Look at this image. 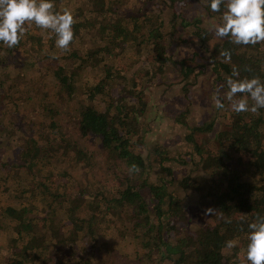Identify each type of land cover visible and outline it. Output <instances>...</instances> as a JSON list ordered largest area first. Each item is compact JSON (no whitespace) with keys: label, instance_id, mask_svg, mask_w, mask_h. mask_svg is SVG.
Instances as JSON below:
<instances>
[{"label":"trees","instance_id":"trees-1","mask_svg":"<svg viewBox=\"0 0 264 264\" xmlns=\"http://www.w3.org/2000/svg\"><path fill=\"white\" fill-rule=\"evenodd\" d=\"M63 1L54 0L57 11L64 10ZM70 1L76 8H69L75 20L72 26L74 39L69 50L54 46L55 35L46 32V35L36 38L38 47L30 45L34 49L32 53L39 59L54 56L58 63L54 76L58 78L56 95L59 99L61 95L64 97V86L73 88L75 75L68 72L70 69L97 65L103 74L96 77V82L88 90L81 92V99L73 101L72 98L66 108L70 101L65 104V109H58L54 103L46 106L48 120L39 131H32L33 137L18 136L14 145L21 149L26 142L19 153V156L24 153V160L28 157L34 161L41 154L42 161L55 158L61 165L57 163L59 168H53L55 173L51 178L46 176L39 180L30 171L35 177L31 185L21 191L20 199L39 196L38 203L42 202L44 208L42 217L26 213L25 209L17 213L16 207L5 206L9 223L0 229V264H39L35 260V255L39 254L37 260L51 261L56 252L50 246L56 245V232L60 233L65 226L74 231L70 233L74 237H63L71 249L69 253L62 252L57 254V258L53 257L55 261L52 264H96V246L110 232L117 230L116 227H122L124 233L132 232L134 236H128L129 239L141 243V250L134 252L136 256L140 252L153 253L140 264H239V253L246 252L248 224L264 217V108L256 112L236 113L226 101L222 113V118L227 119L226 125L214 118L193 126L187 135L192 143L188 152L172 156L166 148L161 153L154 149V160L160 166L163 178V184L158 186L155 181L144 180L141 176L139 182L130 181L131 174L150 165V161L147 162L134 148L131 137L137 134V127L143 124L146 110L151 105L145 88L154 84L166 91L171 86L165 82L166 71L180 73L184 79L196 71V55L173 57L169 53V37L178 35L185 42L198 40L196 48L210 53L214 59L210 69L214 71L212 74L231 76L233 68H236L239 77L234 79L259 77L262 82L264 41L255 45H238L227 36L216 39L206 26L201 25V17L191 22L195 29L188 37V32L177 29L176 16L165 20L161 10L147 5L148 0H85V7L80 5L79 8L80 0H67V5H71ZM166 1L172 3L175 0ZM199 2L203 3V14L219 19L220 24L224 5L214 12L209 8L208 0ZM29 25L25 26L27 34ZM51 35L52 41L47 38ZM23 38L12 48L0 45V50L9 56L0 61L3 68H28L35 64L30 58L17 61ZM212 39L219 43L213 51L207 45L203 46H211ZM136 64L138 67L133 70ZM210 71L206 72L209 74ZM212 74L205 80H210ZM9 78L0 75V88L5 87ZM179 84L173 85L180 86L185 92V85ZM15 93L13 90L0 97V119L7 126L2 127V132L14 130L13 134L5 133L10 141L16 139L17 128L15 123L7 120V109L10 111L9 106L14 105ZM236 97L240 94L237 93ZM82 99L84 101L81 102ZM252 103L249 100V104ZM62 113L72 118L63 117ZM179 116L181 122H185L183 116ZM68 123L74 126L75 135L65 130ZM96 137L114 160L109 170L112 178L118 181L112 187L91 185V180L85 181L90 183L87 188L73 171L87 154L88 142H96ZM31 150L32 153L29 152ZM121 163H125L129 175L119 172ZM175 164L183 173L180 179L175 176ZM5 165L13 167L8 163ZM75 180L80 183V189H75ZM177 185L178 192L175 189ZM188 189H204L202 197L218 215L215 221H206L197 228L187 221L181 208L180 190L185 192ZM145 192H150L155 200L148 201ZM59 202L61 205L57 206ZM152 213L159 216L158 223L156 217H151ZM124 217L140 221L127 228ZM57 219L58 223L51 228L52 234L40 233L36 229L42 221L48 225L47 222L54 223ZM229 240H236L237 245L226 247ZM82 242H85L83 247ZM75 244L81 247L83 254L78 253L73 258L71 253L77 246ZM104 247V252L105 249L109 251L110 244H104ZM155 249L158 252L154 253ZM241 260L248 264L246 259L241 257Z\"/></svg>","mask_w":264,"mask_h":264},{"label":"rangeland","instance_id":"rangeland-1","mask_svg":"<svg viewBox=\"0 0 264 264\" xmlns=\"http://www.w3.org/2000/svg\"><path fill=\"white\" fill-rule=\"evenodd\" d=\"M70 4L71 5H67V0H64L61 5H63V9L67 10H69V8H76L74 7L73 1H70ZM80 5L85 7V0H80V4L77 8H79ZM147 5L161 10L165 20H171L176 16L177 29L182 32H188V34H186L188 37L192 35V31L195 29V26L191 24V22L199 17H201L202 20L201 25L206 26L205 28L209 29L216 39L218 37L215 34V27L218 25L219 19L205 16L201 8L203 3L199 2V0H175L172 3L166 0H148ZM29 27V30H27L28 34L25 33L27 35L24 36L23 43L16 56L17 61L30 58V61L35 62V64L28 68L15 69V67L3 68V62L0 63L1 77H10L9 80H6L5 87L0 88V97L5 96L6 93L13 90L16 92L12 99L14 105L9 106L10 111L7 109V120L15 123L17 128V133L15 135L16 139L10 141L5 135L7 130L2 132L3 126L7 128L6 122L0 119V184L4 186H0V229L9 223L5 212V206L12 208L16 207L18 209L17 213L25 209L26 213H31L32 215L39 214L37 218L42 217L41 214L44 208L42 202L40 204L38 203L39 196L20 199L21 191H25V189L31 185L32 179L35 176L38 177L39 180L44 179V177L46 178V176L51 178L53 176L52 174L55 173L53 168H55V166L59 168L58 164L61 165L55 158L50 159L48 162L42 161L43 158H41V154H39L37 156L38 158L34 161L28 157H25L27 160H24V153L22 152L20 156L19 153L22 151L23 147L26 146V142H23V147L21 149L18 148L17 145H14L17 142L18 136L28 135L29 137H33L32 131H39L41 126L48 120L45 112L46 106H50L51 103H54L57 104V108L60 109L72 98H74L73 101L81 99V92L88 90L89 87L94 85L93 83L96 82L97 78L103 74L101 73L100 67L97 65L88 68L70 69L68 72L74 73L75 79L76 77L78 79L77 81L74 79L72 83L73 88L69 89L68 86H64L65 89L62 90V93H65L64 97L62 98L63 95H61L59 99L56 95L59 90V86L57 85L58 78L54 76L55 69H58V63L54 56L39 59L38 55L32 53L34 51L33 46L38 47L36 45V38H39L41 35H46V32L49 33L50 31L42 30L34 24H30ZM49 37L51 41L54 39L52 38L53 35L47 38ZM168 39L169 53L173 57L183 58L196 55L194 63V69L196 71L185 79L179 75L180 73L173 74L171 71H166L165 82L171 84L168 90H161L154 84L145 88V94L149 95L151 98V105L146 110L143 124L137 127V134L133 135L131 140L134 143V148L141 152L147 162L150 161V165L153 167L148 165L146 169L142 171L136 172L135 174L130 173V181L133 183L134 181L139 182V177L141 176L144 180L155 181L156 186L163 184L160 166L154 160V149L160 152L162 149L166 148L172 156L186 153L192 147V143L189 142L187 135L193 126L202 121H213L214 118H217V122L222 125L227 121V119L225 120L222 118L223 109L216 108L214 102L217 95L220 96L223 103L227 101L224 99V94L227 91L225 78L228 76L224 73H222L221 77L217 74H212L214 71H210V69L213 67L214 59L211 57L210 53L204 52L200 47L198 49L196 48L197 44H199L198 40L193 39L191 41L190 39V42H185L180 39L178 35L169 37ZM216 42L217 40H214L211 46L208 44H204L203 46L207 45L209 49L213 51V49L215 50L219 45V43ZM31 44L33 46H30ZM52 44L55 46L54 43ZM8 58V54L5 56V52L0 50V61H5ZM124 62L129 63L126 61ZM141 64L142 62L138 65L140 66ZM138 65H134L132 69H136ZM67 66L72 67L71 64ZM207 70L210 71L209 74L206 72ZM195 73L197 74L195 75ZM210 74H212L211 79L206 81L205 77H209ZM176 82L185 85V92H183L180 86L173 85ZM117 88L120 89V87ZM74 89H76V91H74ZM241 95L242 94H240V96ZM84 99H82L81 102L84 101ZM3 108H5V106ZM179 115L183 116L185 122H181ZM61 116L68 119L72 118L71 115L66 113H62ZM73 128L74 126L72 123L65 125V130H69L71 134L73 133L75 135V129ZM7 133L13 134L14 130L10 129ZM96 138L98 139L96 142H88L87 154L84 158L79 160L78 168L73 171L77 179H81L84 183L85 181L92 180L91 185L95 184L98 187L108 185L112 187L118 181L116 178H112L110 174L111 170H109L114 160L107 155V151L102 147L100 139L98 137ZM29 152L32 153V150ZM101 162L103 163L101 164ZM7 163L13 167L7 168L5 165ZM121 164L122 166L119 172H124L129 175L125 163ZM71 166L72 165L69 167ZM177 167V164H175V176L180 179L183 173H181ZM30 171H33L35 176L30 173ZM64 172H66V170H64ZM195 175H197V173H195ZM78 180L74 181L73 185L75 189H80ZM88 186H90L89 182L86 184L87 188H89ZM175 189L178 192L179 186L177 185ZM180 193L183 213L188 218L187 221L193 224L194 227L197 228L198 225L204 224L206 221H215L217 219L218 215L214 213L212 207L208 204V201H206L207 199L202 197L204 189L196 191L188 189L185 192L180 190ZM145 194L148 201L153 202L155 200L150 192H145ZM60 205L61 202H59L57 206ZM206 209H211V213H206ZM153 213L151 217H156ZM163 216H168V214H164ZM123 221L126 224L125 226L130 228L138 224L140 220L124 217ZM158 222L159 216L156 217V223ZM47 223L49 226L43 221L38 223L36 227L38 232H45L47 235L52 234L51 228H54L58 223V219L54 223L50 221ZM116 228L118 229L110 232L109 236L100 241L96 246L94 259V261L96 260V264H140L142 261H146L150 258L153 253L140 252L139 256H136L134 252L141 250V243L138 241L134 243L129 239L128 236H134L132 232L129 231L124 233L122 227ZM48 229L50 230L48 231ZM70 233H74L70 226L61 228L60 233L56 232V245L50 246L52 251H55L56 254L52 252L53 256H51V261L37 260L40 254L35 255V260L39 264H52L55 258L62 252L69 253V249L71 248L63 237H74ZM162 234L165 236L163 230ZM60 241L61 243L59 244ZM82 244L83 247L85 242H82ZM104 244H110L109 251L105 249L104 252ZM153 252L156 253L158 251L155 249ZM78 253L81 255L83 254L81 247L77 245L74 247V251L71 254H73L74 258ZM241 257L242 259H246L245 254L239 253V264H244ZM133 258L137 261L133 260Z\"/></svg>","mask_w":264,"mask_h":264},{"label":"clouds","instance_id":"clouds-1","mask_svg":"<svg viewBox=\"0 0 264 264\" xmlns=\"http://www.w3.org/2000/svg\"><path fill=\"white\" fill-rule=\"evenodd\" d=\"M224 5L221 23L215 27L218 37H229L238 45H255L264 41V0H208L212 11H219ZM71 11H57L54 0H0V45L12 48L24 37L26 24H34L55 35V46L69 50L74 39ZM227 58V53H225ZM239 72L233 68L231 76L225 78L227 91L224 99L229 101L233 112H256L264 108V82L259 77L234 79ZM242 94L236 97V94ZM249 100L253 101L250 105ZM214 106L225 107L219 95ZM135 166H133V169ZM206 209V213H211ZM236 240L226 241V247L233 248ZM248 264H264V217L248 224L245 252Z\"/></svg>","mask_w":264,"mask_h":264}]
</instances>
